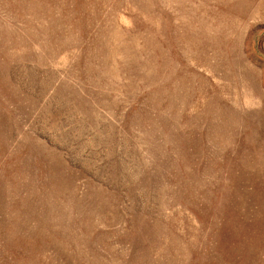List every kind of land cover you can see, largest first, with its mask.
<instances>
[{
  "label": "rangeland",
  "instance_id": "1",
  "mask_svg": "<svg viewBox=\"0 0 264 264\" xmlns=\"http://www.w3.org/2000/svg\"><path fill=\"white\" fill-rule=\"evenodd\" d=\"M0 264H264V0H0Z\"/></svg>",
  "mask_w": 264,
  "mask_h": 264
}]
</instances>
